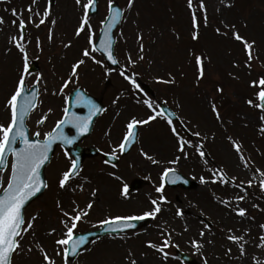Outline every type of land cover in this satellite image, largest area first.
Instances as JSON below:
<instances>
[{"label": "rangeland", "instance_id": "1", "mask_svg": "<svg viewBox=\"0 0 264 264\" xmlns=\"http://www.w3.org/2000/svg\"><path fill=\"white\" fill-rule=\"evenodd\" d=\"M107 2L108 0H98V12L90 16L96 37L102 27L101 21L107 16ZM117 2L126 9L127 0H117ZM30 3L31 0H10V2L0 0V16H4L8 21L0 31V123H6L10 119V112L5 109L4 104L15 87L17 70L22 64L16 49L13 48L11 53L5 54L7 35L16 31L10 23L13 19L11 11L5 9L15 7L23 10ZM205 3L208 9V26L204 27L203 13L197 8L198 19L201 20V35L198 41H193L192 23L190 24L192 14L187 7V0H136L131 12H125L127 19L115 33V53L119 59L120 69L109 71L102 56L94 53L103 64L86 60V64L79 70V80L76 81L74 78L73 83L69 84L63 93L57 95H53V91L64 79H67L71 64L76 59L82 58V49L89 46L87 32L82 33L80 37L75 36V29L83 15V10L76 5L75 0H55L52 18L57 20V24L52 43L47 41L49 25L41 26L39 30L29 26L28 31L32 39L30 65L32 62H37L40 69L29 80L28 88L32 87L36 76L40 73H43L48 88V91H45L43 83L40 85L37 107L27 120L31 137L39 131L41 132L39 138L44 139L43 134L51 131L56 122L62 118L69 92L76 88H82L94 97L102 98L106 108L104 116L97 120L92 136L81 144L82 147L100 146L111 153L112 146L123 138L126 124L132 116L146 119L151 115V110L146 105L140 103L144 108L139 107V103L131 100V98L145 99L144 93L136 91L130 82L120 75L121 68L127 65V54L131 52L134 59L138 55L136 40L138 30L144 33L146 59L139 62L132 70L139 74V82L150 85L156 93L155 97L151 98L156 101L157 110L159 111V103L162 102L176 112L188 134H183L177 126L174 127L180 135L191 139L194 143L200 140L199 137L192 135L197 130L209 137L215 136L214 140L210 138L206 142L207 163L194 151L189 159H181L177 166L178 172L195 182L196 187L192 190L166 188L165 194L171 202L167 205L170 211L164 212L159 219L153 220L139 233L129 234L126 241L118 237L98 240L82 252L76 261L69 264H127L125 254L129 247L134 250L138 264H182L175 257L176 249L195 258L198 264H203V258L195 253L188 243L189 237L195 235L197 229L203 226L202 221L212 223V234L209 238L215 242L214 246L207 245L205 250L208 264H240L238 249L225 239L226 228H243L253 224L252 235L259 236V229L255 225L264 223V211L251 207L254 201L264 209V192H261L258 184L253 186L250 192L251 199L246 205L251 215L256 217V222L245 220L243 224H238L239 218L234 214L229 215L228 209L218 205L214 199V195L222 198L232 195L233 188L219 184L202 185L199 176L209 175L208 168L224 167L230 176L248 178V173L237 167L238 156L225 138L228 134L243 141L245 156L251 157L258 165H264V137L258 131L261 123L258 119L260 112L246 103L249 98L255 99V93L258 91L257 88L251 87V81L264 74V0H205ZM228 3H232L233 6L226 7ZM46 4L47 0H39L41 9ZM24 18H28L27 11L24 12ZM226 22L235 23L242 34L257 40L259 60L254 63L251 70L244 65L246 54L243 45L232 39L231 34L223 37L216 33L217 27L222 31L227 30ZM245 22L247 27L244 26ZM37 35L43 41V52L35 46ZM69 41L72 42L71 47H63ZM194 43L196 45L189 46ZM197 47L211 58L210 70L206 74V79L200 81L199 86L196 84L195 55L201 53ZM236 63L240 66L235 67ZM128 67L131 68L130 65ZM168 72L176 76L180 82V85L175 87L178 88L175 92H167L163 86L156 85L154 77L164 75L167 78ZM108 79L111 84L106 86ZM218 86L224 89L222 94L216 91ZM210 101H214L219 107L223 123L216 120L210 108ZM49 108L53 109L52 113H48ZM43 115H47L48 119L43 125H37V120ZM172 126L162 116L148 124L140 125L138 144L129 156L120 157L117 167L107 166L101 159L86 160L79 176L72 181L74 187L83 183V192L78 188L75 192L62 191L58 188V179L62 172L71 166L73 158L66 155L63 150L56 151L45 171L48 187L44 195L25 212L28 217L40 213V219L36 222V237L50 253L55 247L54 241L60 236L59 229L62 228L59 223L62 217L57 207L58 200L65 207L72 201L84 207L89 200H95L93 210L78 224L79 233L99 229V221L108 215L139 213L148 207L149 197L158 195L155 193V188L161 183L163 169L170 167L167 161L180 155L176 150ZM141 148L161 163L153 165L141 154ZM11 162L10 158L8 171L0 175L7 177ZM110 172H115L116 176L123 179H116L109 175ZM140 178L149 184L136 193H129L128 199L121 197L120 192L124 184L129 186L132 180ZM93 189L99 190L95 198L91 197ZM177 206L184 209L183 220L179 218L172 220ZM201 208L205 212L204 216L200 214ZM164 220H168L175 229L173 242L179 245L167 249L169 252L167 260L155 250L146 247L148 240L160 242L157 225ZM184 221L191 225V231L181 234ZM51 227L58 229L53 236L47 234ZM31 241L32 236H28L26 243ZM225 247H232V257L225 255ZM253 251L255 249L249 248L250 253ZM56 259L57 264H64L61 257ZM15 264H42V256L36 251L24 253L16 257Z\"/></svg>", "mask_w": 264, "mask_h": 264}, {"label": "snow or ice", "instance_id": "2", "mask_svg": "<svg viewBox=\"0 0 264 264\" xmlns=\"http://www.w3.org/2000/svg\"><path fill=\"white\" fill-rule=\"evenodd\" d=\"M10 2V0H8ZM55 0H47L46 6L41 9L39 7V0H31V3L23 10L18 8L5 9V11H11L13 19L11 25L16 29L14 33L7 35V42L5 47V54L12 52L13 48L16 49L21 57V67L17 70L18 74L15 81V87L13 91L5 100L4 107L10 112V119L6 123H0V173L8 171L7 156H12V163L10 166V173L7 177L0 175V264H15L17 256L24 253L38 252L42 256V264H57L56 257H61L64 264H69V257L75 256L81 251H86V245L89 243L88 238L84 235L77 234L78 224L87 217L94 208L95 200H89L84 206L80 207L76 201H72L67 207H65L59 200L57 201V207L61 214L59 223L62 228L59 229L60 236L54 241L55 247L50 253L48 248L39 241L36 237V222L40 219V213L28 217L25 213V206L27 203L35 197L42 189L48 187V184L40 178L39 170L49 159L48 153L52 149V145L57 142L64 144H72L78 139V136H68L63 132L65 125H72L76 128L80 135L88 133L90 126L93 122V117L98 113L106 111L96 104L91 98L87 97L83 93H77L75 97V103L77 105L86 107L88 113L85 116H81L77 113L71 112L69 107L63 109L64 117L58 120L51 131L44 133V139L41 140V132H35L37 139H30L29 132L26 127L25 117L31 110L37 107V98L39 95L40 85L43 83L44 90L48 91L47 83L40 73L36 76L35 81L32 84L34 91L26 93V88L29 87V80L33 76L31 71L30 61V45L32 39L28 31L29 26L36 29H40L41 26L49 25L47 41L52 43L54 39V28L57 24V20L53 19V7ZM76 5L80 6L83 10V15L79 20L78 26L75 29V36L80 37L82 33L87 32L88 47L82 49V58L76 59L71 64V71L67 79H64L62 84L53 91V95L63 93L69 84L73 83V79L79 80V70L86 64V60H92L96 64H103L102 60H98L94 53H101L105 56L107 61L112 64H119V59L115 53V38L112 36V30L116 28L121 22L126 21L127 16L125 12H131L134 8L136 0H127L126 9H122L116 6L117 0H108L107 2V16L101 21L102 34L100 37H96L95 30L92 27L90 20V12L96 11L98 8V0H75ZM232 3H228L226 7H232ZM187 7L191 10L192 14V39L198 41L201 35V20L197 17V8L203 13V25L208 26V9L205 0H187ZM27 11L28 18H24V12ZM138 15V13H137ZM8 23L4 16H0V31L3 30V26ZM247 27V23L244 24ZM226 31H222L221 28L215 29L216 33L223 37H228L231 34V38L240 42L243 45V51L246 54V60L244 65L248 69H252L255 62L259 60L257 49L258 42L255 38L248 37L241 33L235 23L228 24L226 22ZM177 38L179 36L177 35ZM136 40L138 42V55L134 59L131 52L127 54V65L123 66L120 71L125 79H127L133 88L141 93H144V89L138 80V73L133 71L132 68L146 59L145 56V44L144 33L142 30H138L136 34ZM72 42L69 41L64 44L63 47H71ZM35 46L41 52L44 51L43 41L39 35L35 37ZM211 58L201 52L199 55H195V64L197 67L196 84L199 86L200 81L206 79V74L210 70L209 65ZM131 66L128 67V66ZM239 63L235 64V67H239ZM164 75H156L154 77L157 83L171 85L175 83V76L171 72ZM251 87L257 88L255 93V99L249 98L246 103L252 108L259 110L260 115L258 117L260 123L259 133L264 137V74L260 75L258 79L251 81ZM216 91L223 93L222 87H217ZM145 99L137 100L138 103L146 105L151 110V115L146 119H138L136 116H132L126 124V131L123 138L112 146L110 154L111 160L105 161L107 164H111L112 160L118 161L120 155L128 151L131 144L137 139L136 128L139 125L148 124L150 121L155 120L162 114L167 115V122L172 126V116L175 113L168 114L166 109L156 108V101L144 93ZM23 101V104H21ZM211 111L215 114L217 121L223 123V116L219 110V107L214 101H210ZM53 109L49 108L48 113H52ZM48 119L47 115L41 116L37 120V125H43ZM172 133L176 139V150L180 155H176L173 159L167 161L170 167H165L161 173V183L155 188V197H149L148 207L139 213L133 214H117L108 215L103 220L99 221V226L105 228L107 232L115 233L113 238H120L121 240H127L130 230L136 228V222L147 219L157 220L166 211H170L167 205L171 203L165 194L167 183L175 184L179 181L187 183V180L178 172V165L181 159H189L193 151L202 159L206 160V142L211 138L215 139V136L209 137L200 130L193 132L192 135L199 137L198 142H193L189 138L180 135L177 129L172 126ZM110 135V134H109ZM227 141L234 149L238 156L237 167H240L242 171L248 173V178L240 179L236 175H229L224 167L208 168L209 175H200L199 181L202 185H224L225 187L231 186L233 188V194L222 198L215 196V202L228 209V214H234L238 217V224H243L245 220H250L253 223L256 222V217L252 216L249 207L246 205L249 203L251 197L250 192L255 184H258L261 192H264V165H258L251 157L245 156V149L243 141L239 138L228 134ZM22 141L24 147L17 150L12 148L9 153L11 145L17 141ZM191 150V151H190ZM141 154L153 165L161 163L149 152L140 149ZM118 153L120 155H118ZM67 155V153H66ZM116 167V165H112ZM81 170V165L76 159L71 160V166L62 172L58 179V188L62 191L70 190L75 192L77 188L83 192L84 184L81 183L74 187L72 181L76 179ZM109 175L115 177L118 180L123 178L116 176L115 172H110ZM98 189L91 191V197L95 198L98 194ZM121 197L124 199L129 198V186L125 183L120 192ZM251 207L256 208L259 211L260 205L254 201L251 203ZM201 216L205 215L204 210H200ZM185 216L184 209L177 206L172 220L177 218L183 220ZM202 227L197 229L195 235L190 236L188 243L195 251L203 258V264H208V256L205 254L207 245H215L213 239L209 238L212 234V223L201 222ZM259 229V236L253 237L252 230L253 224H249L243 228H226L225 239L234 245L238 249L240 264H264V223H258L255 225ZM159 229L160 242L157 243L153 240L146 241V247L155 250L160 256L167 260L169 252L167 249L171 247H179L173 242L175 229L169 223L168 220H164L161 224L157 225ZM182 233L190 232L191 225L184 221L182 225ZM56 227H51L47 233L49 236H53L57 233ZM32 236V241L26 243V238ZM249 248L255 249L253 252H249ZM232 247H225V255L232 257ZM258 253V254H257ZM146 255V254H145ZM125 258L127 264H138L135 258L134 250L129 247L126 250Z\"/></svg>", "mask_w": 264, "mask_h": 264}, {"label": "water", "instance_id": "3", "mask_svg": "<svg viewBox=\"0 0 264 264\" xmlns=\"http://www.w3.org/2000/svg\"><path fill=\"white\" fill-rule=\"evenodd\" d=\"M116 6L119 7V4L116 3ZM95 12H96V11H92L91 14H94ZM119 25H120V24H119ZM119 25H118V26H119ZM118 26H117V27H118ZM117 27H116V28H117ZM116 28H114V29L112 30V36H113V37H114V32H115ZM101 34H102V32H101ZM114 46H115V44H114ZM103 56H104V55H103ZM104 59H105L106 63L108 64V66H109L110 68H111V67H118L117 64H112L110 61H107L106 58H105V56H104ZM31 71H32V72H36V71H38V66L35 64V65L33 66V68L31 69ZM144 87H145V86H144ZM145 89H146V91L150 92V90H149L147 87H145ZM34 90H35V89H32L31 91H34ZM25 91H26V90H25ZM26 93H27V91H26ZM77 93H83L84 95H86V94H85L84 92H82V91L74 92V93L71 95L70 99H69V108H70V111H71V112H74V113H77V114H79V115H81V116H85V115H87V113H88V109H87L86 107H83V106L77 105V104L75 103V97H76V94H77ZM86 96H87V95H86ZM87 97H89V96H87ZM89 98H90V97H89ZM91 99H92V98H91ZM92 100L102 108L101 102H98V101H96V100H94V99H92ZM21 104H23V101H21ZM162 109H166L168 114H171V113H172L170 110H168V109H167L166 107H164V106H162ZM31 111H32V110H31ZM31 111H30V112H31ZM30 112H29V114H30ZM29 114L25 117V123H26V119H27V117L29 116ZM100 114H101V113H98L96 116L93 117V122H92V124H91V126H90V130H89V132H88V133H85V134H83V135H80L79 132H78V130H77L76 128H74L72 125H65V126H64V128H63V132H64L66 135L71 136V135H70V131H74V135H73V136H78V139H76L75 142L72 143V144H70V145H69V144H64V143H61V142H57V143H54V144L52 145V149H51V151L48 153L49 159L47 160V162H46V163L40 168V170H39L40 178H41V179H43V180L46 182V177H45V173H44V171H45V168L48 166V164L51 162L52 157H53V155H54V153H55L56 147H57L58 145H61L64 149H66L67 151H69L70 153H72V154L75 156L76 160L79 162V164L82 165V163H83V161H84V159H85V153H84V150L81 149L78 145H79V144H80V143H81L86 137H88V136L91 134L94 120H95ZM166 116H167V115H166ZM171 118H172V120H178L176 116H172ZM136 132H137V128H136ZM35 139H37V137H35ZM137 139H138V135H137ZM137 139H136V141H137ZM136 141H134V142L131 144V146L128 148V151L125 152L124 154H127V153L130 151V149H131L132 146L136 143ZM17 143H18V141H17L16 143H14L13 145L10 146V148H9V153H11L12 148H15V149L19 150V149H21V148L24 147L22 141H20V144H19L18 146H17ZM75 146H77V147L74 148ZM90 152H91L90 155H89L90 157H94V156H97V155H98V151H97L96 149H94V148H91V149H90ZM9 155H10V154H9ZM9 155L7 156V159H8V157H9ZM104 159H105L106 161H107V160H111V157L104 156ZM116 163H117L116 160H112V164H116ZM184 179H185V178H184ZM186 180H187V179H186ZM143 185H144V182H143L142 180H135V181L132 183V185H131V189H132V190H137V189L141 188ZM167 185L170 186V187H173V188H176V187H182V188H184V189H191V188L195 187V184H194V183H191V182L188 181V180H187V183H184V182H182V181H179V182H177V183H175V184L167 183ZM44 191H45V189H42L40 193H38L35 197H33V198L27 203V205L25 206V209H26V208H27V207H28L33 201H35L36 199H38L39 197H41V196L43 195ZM148 221H150V219L136 222V228H135V229H132V230H130V231L138 230V229H140V228H142V227H145V226H146V223H147ZM106 234H110V233L107 232V231L105 230V228H103L100 232L91 233V234H86V235H84V236H86V237L88 238V241H89V243H90V242L94 241L95 239H97V238H99V237H101V236H104V235H106ZM111 234H115V233H111ZM89 243H88V244H89ZM88 244H87V245H88ZM85 247H86V246H85ZM79 253H80V252H79ZM79 253H78V254H79ZM78 254H77V255H78ZM77 255H75V256H70L69 258H70L71 260H75V258L77 257ZM177 256H178L180 259H182L183 261H186V262H188V263H190V264H195V263H196L194 260H192V259H191L190 257H188L186 254H184V253H182V252H180V251H177Z\"/></svg>", "mask_w": 264, "mask_h": 264}, {"label": "flooded vegetation", "instance_id": "4", "mask_svg": "<svg viewBox=\"0 0 264 264\" xmlns=\"http://www.w3.org/2000/svg\"><path fill=\"white\" fill-rule=\"evenodd\" d=\"M101 150H102V149H101ZM102 151H103V150H102ZM105 151H107V150L104 149V152H105ZM106 153H107V152H106ZM98 158H100V157H98Z\"/></svg>", "mask_w": 264, "mask_h": 264}]
</instances>
